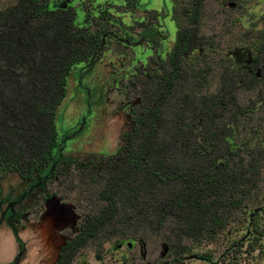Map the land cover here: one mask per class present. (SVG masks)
Masks as SVG:
<instances>
[{
    "label": "rangeland",
    "instance_id": "rangeland-1",
    "mask_svg": "<svg viewBox=\"0 0 264 264\" xmlns=\"http://www.w3.org/2000/svg\"><path fill=\"white\" fill-rule=\"evenodd\" d=\"M17 1L0 0V13L11 10ZM192 2L138 0L141 9L151 11L149 17L155 15L156 26L157 21L163 26L160 40L164 41L156 40L157 43L152 44L149 50L143 44L144 53L140 55L141 47L132 51L130 46L124 47L111 40L106 43L107 50L94 70L84 77L80 76L82 66L71 71L65 96L56 108L55 131L58 139L65 137L64 161L89 166L78 168L71 165L59 169L45 186V191L55 197L45 199L41 209L39 203L35 204L36 194L16 206L19 215L14 227L6 222L0 224V264H55L66 240H73L81 224L100 215L110 205L109 201L101 198V193L108 190L105 185L110 177L109 169L105 168L106 161L118 156L124 135L133 127L131 119L147 104L144 96L151 93L152 86L145 84L144 76L152 74V70L161 64L159 57L167 59L175 44L177 22L180 23L179 31L188 32L187 44L197 45L203 50L198 62L209 70L203 81L187 79L178 86L184 93L190 92L191 102L186 105L185 124H190L188 112L199 107L201 101L210 103L223 99L222 109L210 104L209 109L215 118L205 124L207 133L220 134L214 138L217 156L225 152L224 139L228 135L235 144L242 145L238 157L235 154L231 164L233 166V163L243 160V167H252L253 183L242 185L243 195L237 193L235 196L233 201L239 206L229 207V193L225 192L218 200L219 225L201 234L187 232L174 215L158 222L149 210L141 220L123 222L116 194L111 199L116 207L112 220L95 237L87 239L72 255L69 264H264V53L259 56V81L248 83L249 80L242 77L235 83H224L231 77L225 72L226 56L230 55L232 60L247 57L251 41L258 39L264 30V0H202L194 26L189 25L188 14H179L180 10L192 12ZM228 4L235 7L231 9ZM93 6L106 11L103 27L115 38L121 35L118 32L119 17L123 21L122 29H131L129 34L138 37L140 28L128 26L132 18L139 20L146 13L134 11L128 5L118 7V0H84L85 12H90ZM163 13H166L165 17L157 18ZM76 15L75 24H81L83 14L77 12ZM89 28L94 30L95 26ZM137 60L145 62L135 64ZM131 66L132 70H140L134 85L127 81L118 85L116 82L122 72ZM164 66L167 68V64ZM174 104L171 99L162 110L159 140L168 145L177 144L181 139L171 134L177 111ZM200 136L196 143L201 142ZM190 144L193 145L192 139ZM167 154L168 163L181 157L179 151L171 148ZM27 185L15 174L1 175V196L3 199L21 200ZM162 192L164 188H158L155 195ZM257 209L259 212L250 217ZM252 222L254 226L246 232ZM249 233L251 237L247 240ZM256 234L262 236L257 237ZM123 239L125 243H131L130 248L125 245L115 248V243ZM236 240H243L244 247L234 254L229 251V245ZM183 248L186 249L183 251ZM202 254L209 256L212 262L197 259ZM178 256L184 258L180 263L174 262Z\"/></svg>",
    "mask_w": 264,
    "mask_h": 264
},
{
    "label": "trees",
    "instance_id": "trees-1",
    "mask_svg": "<svg viewBox=\"0 0 264 264\" xmlns=\"http://www.w3.org/2000/svg\"><path fill=\"white\" fill-rule=\"evenodd\" d=\"M201 1L193 0L191 3L192 12H187L189 25L196 24ZM128 6L134 8L131 2ZM60 7L59 0H18L11 10L0 13V178L1 175L15 174L21 181H36L45 175L52 179L59 169L75 165L63 159L66 143L65 137L57 138L56 108L65 96L71 71L82 66L80 76L84 77L94 70L107 50L106 43L115 35L104 27L105 32H91L90 26L86 25L87 15H83L81 24H75L77 15L69 8L57 12ZM105 13L102 12V18L106 23ZM177 28L176 42L167 59L162 60L158 56L161 64L152 70V74L143 75L145 84L152 86L151 93L144 96L147 104L134 117L133 127L124 135L118 156L106 161L105 168L109 169L110 177L105 185L108 190L101 193V198L109 201L110 205L100 215L81 224L73 240L60 250L55 264H69L72 255L87 239L95 237L112 220L116 207L111 199L116 194L123 222L141 220L149 210L158 222L174 215L187 232L201 234L219 225L218 200L225 192L229 193L228 206H239L233 201L235 196L243 193L240 190L242 185L253 183L252 167H243V160L233 163V166L231 164L233 156L236 154L238 157L242 145L235 144L228 135L224 139L225 152L217 156L214 138L220 134L207 133V121L212 122L215 118L209 109L210 104L222 109L223 99L210 103L201 101L199 107L188 112L190 124H185L186 105L191 102L190 92L184 93L178 86L187 79L203 81L209 70L198 62L203 50L197 45L187 44L188 32L179 31V22ZM263 31L258 39L251 41L250 52L246 53L257 69L260 67L259 56L264 53ZM104 34L105 42L102 39ZM159 34L154 32L157 41L160 40ZM146 36L145 31L141 37ZM123 38L127 42L134 40L129 33H125ZM138 47H141L142 55L145 48L133 45V50ZM225 59L228 62L225 72L231 76L224 80L225 84L235 83L242 77L249 80L248 83L261 79V74L259 78L248 72L247 57L232 60L227 55ZM142 62L145 61L137 60L135 64ZM132 67L122 72L120 80L113 75L118 85L124 81L134 85L140 70H132ZM171 99L177 110L171 134L181 139L177 144L168 145L159 140V132L163 125L162 110ZM198 136L201 142L196 143ZM170 148L179 151L181 156L173 163H168L166 158ZM75 166L83 168L89 165ZM162 187L164 192L155 195ZM2 200L0 192V204ZM255 215L252 213L250 217ZM253 226V222L249 223L246 232H250ZM125 239L116 242L115 246L125 243ZM243 243V240L233 241L229 251L234 254L240 252ZM197 257L204 262H212L207 255ZM183 260L178 256L174 262Z\"/></svg>",
    "mask_w": 264,
    "mask_h": 264
},
{
    "label": "flooded vegetation",
    "instance_id": "flooded-vegetation-1",
    "mask_svg": "<svg viewBox=\"0 0 264 264\" xmlns=\"http://www.w3.org/2000/svg\"><path fill=\"white\" fill-rule=\"evenodd\" d=\"M61 3V7L57 9V12H61L63 10H66L67 8L71 9L75 14L77 12H81L83 15H87V19H86V25L87 26H95V29L92 30L90 29L91 32H98L99 30L104 31L103 25L105 23L104 18H102V9L101 7L96 8L95 6H93V8L91 9L90 12H85L83 9V3L84 0H59ZM132 1V2H131ZM138 0H118V7L121 6H126L128 5L130 2L134 5V8L132 10L134 11H139V12H143L146 13V18L143 16L141 17L139 20L137 19H131V24L130 28H132L134 25L137 28H140L139 31V35L137 38H134L132 35V37L134 38V40L132 42H127L124 40L123 36L125 33H131V29H122L123 27V21L122 19L119 17L118 18V32L121 33L120 36H118L117 38H115L113 36V38L111 40L115 41L118 44H122L124 47H131V50L133 51V45L135 46H141L143 44L147 45L146 49H150L152 48L151 45L152 44H156V40H155V36H154V32H160L161 30H163V26L159 23V21H157V26L154 23V17L155 15H151L150 17L148 16V14H150L151 11H147L144 9H141L140 6L137 4ZM66 4L65 8H63V5ZM101 6V5H100ZM183 13L187 14V12L185 10H180L179 14ZM132 16V15H131ZM166 13H163L161 15H158L157 18H162L165 17ZM98 21V22H97ZM176 26V30L178 31L177 25ZM125 27H127V25H125ZM147 32V36L146 38L141 37L142 34L144 32ZM162 34H159V37H161ZM102 39L106 40L105 38V34L104 36L102 35ZM160 38H158L159 40ZM160 42L164 41V40H159ZM176 42V39H175ZM133 55H135V53L133 52ZM246 66L247 68H249L248 72L250 74H254L255 77H259L260 72L259 69H257L255 67V62L251 60L250 56H247V61H246ZM259 72V73H258ZM134 106V102L132 103ZM133 106L131 108V113L133 112ZM131 124L133 125V119H131ZM51 178L47 177L46 175L43 176L41 179H38L36 181H24L27 182V190L24 191L23 193V197L21 200L15 201L12 199H4L2 200V203L0 204V224L2 222H6L9 226L14 227V221L15 219H17L19 213H16V206H19L18 204H21L22 201H25V199L29 198L31 195L36 194L37 199L35 200V204L39 203L40 204V209H41V205L44 203L45 199L49 198V197H55L52 194H49L45 191V186L47 185L48 182H50ZM58 201L62 204V205H66L64 202H62L61 200L58 199ZM70 207V206H69ZM72 217H70L69 219H71ZM75 218V216L73 217V219ZM71 219V220H73ZM70 221V220H69ZM71 240H66V242L64 243V245L69 242ZM126 243H120L118 244L115 248L124 246ZM64 245L62 247H64ZM126 246V245H125ZM61 247V249H62ZM59 259V257H58Z\"/></svg>",
    "mask_w": 264,
    "mask_h": 264
},
{
    "label": "water",
    "instance_id": "water-1",
    "mask_svg": "<svg viewBox=\"0 0 264 264\" xmlns=\"http://www.w3.org/2000/svg\"><path fill=\"white\" fill-rule=\"evenodd\" d=\"M65 6H66V4L63 5V8H65ZM228 7L232 9V8L235 7V5H234V4H228ZM258 73H259V72H258ZM258 212H259V210L257 209V210H255V211L253 212V214H257ZM125 245H126L128 248H130L131 243H130V242H127Z\"/></svg>",
    "mask_w": 264,
    "mask_h": 264
}]
</instances>
